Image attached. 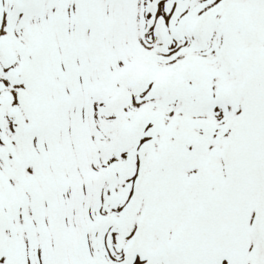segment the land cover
<instances>
[{"label": "snow or ice", "instance_id": "6c2138e0", "mask_svg": "<svg viewBox=\"0 0 264 264\" xmlns=\"http://www.w3.org/2000/svg\"><path fill=\"white\" fill-rule=\"evenodd\" d=\"M0 264H264V0H0Z\"/></svg>", "mask_w": 264, "mask_h": 264}]
</instances>
